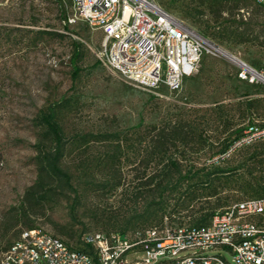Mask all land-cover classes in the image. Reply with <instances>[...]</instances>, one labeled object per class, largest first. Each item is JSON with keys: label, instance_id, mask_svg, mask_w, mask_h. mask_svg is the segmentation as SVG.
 <instances>
[{"label": "rangeland", "instance_id": "obj_1", "mask_svg": "<svg viewBox=\"0 0 264 264\" xmlns=\"http://www.w3.org/2000/svg\"><path fill=\"white\" fill-rule=\"evenodd\" d=\"M154 2L230 55L256 69L264 64V8L254 1ZM69 11L68 0H0V259L30 228L78 247L87 234L131 236L144 227H123L120 218L143 214L138 184L161 167L148 162V129L113 170L101 166L107 147H70L62 164L71 172L70 183L52 199H41L40 187L46 190L50 180L38 187L34 145L41 131L37 116L50 105L70 98L71 106L58 114L67 136L126 129L141 119L145 125L173 119L196 126L201 144H195L197 133L190 135L187 155L201 164L250 123L264 125V84L239 80L225 55H203L176 92L141 89L104 65L101 32L80 22L67 24ZM221 167L226 172L218 177V194L201 202L185 200L182 209L175 206L181 201L170 200L167 210L204 215L263 195L264 139L237 150ZM184 172L190 179L192 173ZM112 177L124 185L109 189L105 182ZM165 215L153 224L158 229L192 225L189 218L181 223Z\"/></svg>", "mask_w": 264, "mask_h": 264}, {"label": "built area", "instance_id": "obj_2", "mask_svg": "<svg viewBox=\"0 0 264 264\" xmlns=\"http://www.w3.org/2000/svg\"><path fill=\"white\" fill-rule=\"evenodd\" d=\"M68 1L65 22L100 31L104 65L141 89L176 92L203 55L223 50L154 0ZM253 1L264 7V0ZM226 55L239 80L264 84V64L256 69ZM260 139L264 128L249 126L211 162ZM83 246H69L41 229H26L2 253L0 264H264V197L216 211L204 226L148 228L131 236L98 232L87 234Z\"/></svg>", "mask_w": 264, "mask_h": 264}, {"label": "trees", "instance_id": "obj_3", "mask_svg": "<svg viewBox=\"0 0 264 264\" xmlns=\"http://www.w3.org/2000/svg\"><path fill=\"white\" fill-rule=\"evenodd\" d=\"M254 3L256 2L254 1ZM261 7L264 8L263 6ZM77 46L78 44L75 46V57L79 54ZM72 69L74 72L77 70L76 66H72ZM70 106V98L63 99L56 104L50 105L37 116V125L41 130L38 142L34 145L36 152L35 161L38 168V187H40L39 184H42L46 179L50 180L46 190L40 187L42 190L41 199H52L58 194L57 192H63L64 186L70 183L71 172L69 169L62 166L66 152L70 147L84 149L92 145L107 147L108 149L104 152L103 158L101 159V166L102 168L108 167L110 170H113L114 167L121 166L125 150L132 148L134 143L139 144L141 141H144L147 137L144 130L148 129L150 131L148 133L150 136L148 140V162H154L156 167L159 165H161V167L156 173L149 177L148 180L138 184L141 190V200L144 203L143 214H133L132 216L124 215L120 218L123 227L134 228L139 225L144 226L134 232L148 228H157L153 224L162 223L163 219L167 217V215H165L166 212L168 215H173L174 218H177L181 223H183L186 218H189V222L192 223L190 227H200L208 224L215 212L202 215L199 213L200 210L189 214H182L181 211L173 209L168 211L169 202L174 199H176V201H181L179 204L176 203L175 206L177 207L179 205V209H182V204L185 200L201 202L202 200L206 201L208 197L218 194V177L226 172V169L221 167V165L224 164L230 156L218 159L215 162H211V159L215 156L222 155L249 126L256 125L250 123L244 127L236 137L228 141L221 149L214 152L212 151L213 153H211L209 160L201 164L199 163L198 157L190 158V155H187L190 135L197 133L195 144L196 146L201 144L198 138L200 135H198L196 126L181 123V121L173 119H168L165 123L154 122L150 125H145L141 119L137 124L126 129H104L96 133L81 131L75 135L67 136L58 120V114ZM256 126L264 128V125ZM187 128H189V130H187ZM199 149L200 147L196 149V152L199 151ZM110 172L115 175L114 171ZM183 172L188 174L192 173L191 178L184 177ZM105 185H108L111 190H116L124 184L120 178L114 179L112 177L105 182ZM172 193L175 194L174 197H171ZM262 197H264V193L263 195L248 197L243 200ZM216 206H219L218 202ZM163 228L164 226L159 229ZM119 234L127 235L124 232H119ZM83 242L84 239L82 240V245L77 248L83 249Z\"/></svg>", "mask_w": 264, "mask_h": 264}, {"label": "bare ground", "instance_id": "obj_4", "mask_svg": "<svg viewBox=\"0 0 264 264\" xmlns=\"http://www.w3.org/2000/svg\"><path fill=\"white\" fill-rule=\"evenodd\" d=\"M225 53L228 54L227 52H225L224 50H222V53L221 54L227 56Z\"/></svg>", "mask_w": 264, "mask_h": 264}]
</instances>
